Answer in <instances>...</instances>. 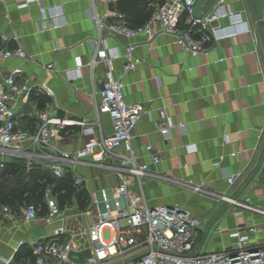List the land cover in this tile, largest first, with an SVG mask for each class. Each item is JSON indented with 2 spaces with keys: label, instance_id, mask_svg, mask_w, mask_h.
I'll use <instances>...</instances> for the list:
<instances>
[{
  "label": "crops",
  "instance_id": "1",
  "mask_svg": "<svg viewBox=\"0 0 264 264\" xmlns=\"http://www.w3.org/2000/svg\"><path fill=\"white\" fill-rule=\"evenodd\" d=\"M136 1L139 8L134 15L145 18L151 11L152 1L160 3L162 0ZM263 2L196 0L198 12L207 13L213 8L226 12L213 24L230 29L236 20L240 29L236 34L212 40L206 54L192 56L168 33H158L150 40L144 35L106 38L109 53L113 55V72L121 74L124 82L125 100L140 102L146 108L135 124L131 142L137 159L147 162L149 170L156 175L144 177L141 188L137 181L130 179V194L143 197L148 205L176 206L195 215L199 219L193 245L196 252L234 245L233 216L237 224L253 219L256 229L248 233L250 243L264 239L263 212L236 206L189 186V183L200 185L206 191L237 199L246 194L251 203L264 209L261 178L264 48L254 15L255 7L261 18ZM40 5L23 0H0V32L8 35L1 45L14 48L17 42L10 34L16 33L18 43L31 55L0 61V73L19 66L21 77L30 78L36 85L44 82L51 88V94L34 89L22 105L15 120L26 130L34 131L36 111L41 108L59 117L81 121L60 130L56 142L58 150L53 153L72 154L99 131L106 134L112 128L108 114L96 113L94 105L104 67L100 63L90 67L88 60L92 54L91 39L98 35L91 7L104 16L107 9L117 10L116 2L42 0ZM44 6H55L62 11L57 24L43 17ZM127 44L133 46L137 61L133 69L120 73ZM48 62L53 63L49 69L45 67ZM37 96L45 100L42 107L37 105ZM161 109L173 122L182 123L173 125L166 135L155 125ZM145 143L158 151V161H150L144 150ZM22 158L26 162V157ZM57 160L69 167L66 160ZM235 171L239 176L230 184L224 175ZM69 172L85 178L82 187L90 197H99V187L105 186L109 191V185L116 182L115 177L103 169L85 163L69 168ZM23 210L24 207L20 214H13L11 220L0 218V264L7 257H10L8 264H30L34 257L33 243L48 236L59 225V221L46 223L41 217L22 221Z\"/></svg>",
  "mask_w": 264,
  "mask_h": 264
},
{
  "label": "built area",
  "instance_id": "2",
  "mask_svg": "<svg viewBox=\"0 0 264 264\" xmlns=\"http://www.w3.org/2000/svg\"><path fill=\"white\" fill-rule=\"evenodd\" d=\"M23 1L40 5L42 0ZM195 3L196 0H162L160 3L152 1L149 16L138 26L128 25L123 13L118 9H107L105 15L100 16L91 7V17L98 28V35L91 39L92 54L88 64L92 67L95 63H100L104 67L98 99L94 105L96 113L108 114L112 128L106 134L99 131L98 135L90 137L72 154L67 151H61L60 155L53 153L58 150L56 142L60 137V130L65 125L81 121L59 117L46 109H39L36 111L37 123L34 131L26 130L15 120L22 105L29 100L34 89L51 94V88L44 82L36 85L30 78L21 77L19 66L0 73V168L10 156H19L26 157V166L33 161L40 163L55 178H61L69 168L85 163L103 169L116 179L115 183L109 185V191L105 186L99 187V197L91 196L88 206L83 210H76L74 205L60 209L48 186L43 191L46 207L44 214L38 215L37 208L33 204H27L21 215L22 221L38 217L46 223L59 221L52 233L33 243L34 257L30 264H264V239L250 243L248 233L256 229L253 219H244L241 224H237L233 216L232 226L235 230L231 235L235 237V243L231 247L196 252L193 245L199 219L195 215L176 206L148 205L143 197L141 199L130 194V179L137 181L141 188L144 177L156 175L149 170L147 162L137 159L131 142L135 124L140 115L146 112V108L140 102L128 103L125 100L124 82L120 78L121 74L115 75L113 72V55L109 53L106 38L144 35L150 40L158 33H168L172 34L175 41L189 54L195 56L206 54L212 40L240 31L236 20L231 23L230 29L213 24L226 12L216 8L207 13L198 12ZM42 15L57 24L62 11L55 6H44ZM261 19L264 21V2ZM7 38L6 33L0 32V42ZM10 38L16 41L17 45L8 48L0 43V61L12 56L31 57L18 43L16 33H11ZM100 43L101 46L98 45ZM123 56L120 73L133 69L137 61L131 44L124 46ZM52 65V62H48L45 67L49 69ZM155 125L162 135H166L173 125L180 126L182 123L173 122L161 109ZM86 132L89 133L90 129H86ZM44 149L52 152L46 153ZM144 150L150 161L156 162L160 159V154L150 143L144 144ZM58 158L66 160L69 167L58 162ZM224 176L231 184L239 176V172ZM261 178L264 181V167ZM84 182L83 176L73 174L75 186H82ZM189 186L194 191L201 190L217 199L228 200L236 206L264 213V209L251 203L246 194L237 199L223 193L206 191L200 185L189 183ZM13 217L8 206L0 205L1 219L11 220ZM86 217L90 218L89 221ZM70 218L75 223H71L68 229L65 224ZM105 228L110 232L108 239L103 237ZM85 248L90 250V256L85 257L84 261H75L69 257L71 250L79 251ZM9 260L10 257L5 258L3 264H8Z\"/></svg>",
  "mask_w": 264,
  "mask_h": 264
},
{
  "label": "trees",
  "instance_id": "3",
  "mask_svg": "<svg viewBox=\"0 0 264 264\" xmlns=\"http://www.w3.org/2000/svg\"><path fill=\"white\" fill-rule=\"evenodd\" d=\"M136 2L116 0V8L123 13L130 26L141 25L150 14L145 18L135 16L133 12L139 8ZM36 100L38 107L45 103L40 96ZM46 186L55 196L60 209L74 205L76 210H83L89 204V192L85 187L73 184L71 172L66 171L61 178H55L36 161L26 166L22 157L10 156L0 168V205L8 206L13 214H20L23 207L33 204L38 215L44 214L43 191Z\"/></svg>",
  "mask_w": 264,
  "mask_h": 264
},
{
  "label": "water",
  "instance_id": "4",
  "mask_svg": "<svg viewBox=\"0 0 264 264\" xmlns=\"http://www.w3.org/2000/svg\"><path fill=\"white\" fill-rule=\"evenodd\" d=\"M254 15L257 22V27L260 35V39L264 48V21L259 17L256 8L254 7ZM74 255V256H73ZM90 256V250L88 248L79 250V251H73L71 250L69 252V257L75 261H84L85 257Z\"/></svg>",
  "mask_w": 264,
  "mask_h": 264
},
{
  "label": "rangeland",
  "instance_id": "5",
  "mask_svg": "<svg viewBox=\"0 0 264 264\" xmlns=\"http://www.w3.org/2000/svg\"><path fill=\"white\" fill-rule=\"evenodd\" d=\"M20 116H21V115H20ZM79 219H80V217H79ZM89 219H90L89 217H86V220H87V221H89ZM84 222H85V221H84ZM71 223H75V221H73L72 218H70V219L67 220V222H66V224H65L66 228L69 229V228L71 227ZM73 227H75V226H73ZM109 236H110L109 229L105 228V229L103 230V237H104L105 239H108ZM97 264H102V263H97Z\"/></svg>",
  "mask_w": 264,
  "mask_h": 264
}]
</instances>
